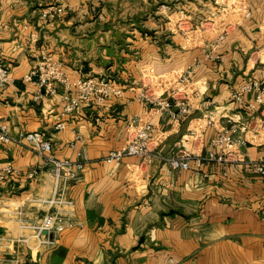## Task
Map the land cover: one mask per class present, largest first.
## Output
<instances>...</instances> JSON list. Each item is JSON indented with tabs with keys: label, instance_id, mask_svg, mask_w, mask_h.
I'll use <instances>...</instances> for the list:
<instances>
[{
	"label": "crops",
	"instance_id": "obj_1",
	"mask_svg": "<svg viewBox=\"0 0 264 264\" xmlns=\"http://www.w3.org/2000/svg\"><path fill=\"white\" fill-rule=\"evenodd\" d=\"M110 1L122 2L0 0V63L10 73L0 117L13 136L40 130L57 157L87 159L67 191L70 223L50 247L22 221L48 210L53 177L38 153L0 140V170L17 169L0 180V264H264V176L248 162L264 159V95L254 108L257 91L241 103L232 97L251 76L264 80L262 59L252 56L264 44V0H251L244 24L222 40L202 44H184L187 33L171 18L178 11L138 12L139 0L106 8ZM41 50L68 77H103L121 94L63 114L61 85L50 92L24 79ZM140 93L183 100L187 112L159 111ZM132 119L150 125L151 152L107 160L125 146ZM229 120L244 141L222 151L213 139ZM176 151L191 154L188 169L161 157Z\"/></svg>",
	"mask_w": 264,
	"mask_h": 264
},
{
	"label": "built area",
	"instance_id": "obj_2",
	"mask_svg": "<svg viewBox=\"0 0 264 264\" xmlns=\"http://www.w3.org/2000/svg\"><path fill=\"white\" fill-rule=\"evenodd\" d=\"M250 14L249 10L247 11ZM247 14V15H248ZM256 56L262 60H257L261 69L264 71V44L254 52L252 56ZM189 73V71H188ZM25 80L34 81L40 87L53 92L54 84L58 83L62 86L63 98V114H69L83 101L95 100L102 102L111 95H119L122 91V86L115 84L113 81L96 76H80L75 79L68 77L61 69V64L52 60L50 56L41 50L40 57L37 63L31 70L25 74ZM10 80V73L6 66L0 63V91ZM257 91L258 96L253 102L249 103L250 108H254L257 103L263 101L264 95V80L251 76L241 86L232 93V97L237 102L241 103L245 93ZM138 100L143 103L156 104L159 111L166 110L172 112L173 105L179 106L181 113L187 112V106L183 100L174 102V98L152 97L145 93L138 95ZM130 133L126 144L121 149L110 150L105 158L107 160H121L125 156L139 155L146 156L151 152V135L149 132L150 125H140L134 119L129 124ZM235 120H229L228 124L222 126L218 131L217 136L213 139L215 146L225 150L228 145L233 142L240 144L244 140L237 139L234 134L237 133L238 127ZM261 126L264 127V119L261 120ZM64 127L63 121H58L54 128L59 130ZM0 140L2 142L14 141L23 144L31 150L38 153L44 161V165L48 172L52 175L54 185L52 193L45 199L48 210L40 216L38 221L29 222L22 221V226L32 228L35 235L39 237L40 242L47 246H53L56 243L58 235L70 223L69 215L73 200L68 196L67 191L72 182L79 179L82 170L86 164V157L79 153L78 159L59 158L53 151L52 142L44 132L40 130H32L20 132L17 136L10 134L7 123L0 117ZM73 146V142L70 143ZM227 145V146H226ZM168 164L175 169H188L190 167L191 154L188 151H176L168 155H161ZM210 157H213L210 155ZM219 158H222L220 155ZM254 165L255 170L264 176V159L258 161H248ZM17 173V169L11 165L5 166L0 170V180L6 174ZM38 170L32 168L27 172L30 179L37 177ZM46 232V233H44Z\"/></svg>",
	"mask_w": 264,
	"mask_h": 264
},
{
	"label": "rangeland",
	"instance_id": "obj_3",
	"mask_svg": "<svg viewBox=\"0 0 264 264\" xmlns=\"http://www.w3.org/2000/svg\"><path fill=\"white\" fill-rule=\"evenodd\" d=\"M111 4L110 1L105 7L110 9L119 7L120 10L131 7L127 0H122L120 5H115L116 7ZM250 4L251 0H146V2L139 0L135 3V7L131 8H137L140 12L148 7L152 11L151 15H154L157 10L168 11V13L178 11L179 17L173 14L171 18L174 22L176 21L180 30H183V34L187 33V37L184 34L187 39L184 44H189L193 38L198 39L197 42L202 44L206 39L222 40L226 32H231L236 26L244 24L247 6L249 5L248 10L253 8ZM251 16L248 15V19ZM45 205L47 206V203Z\"/></svg>",
	"mask_w": 264,
	"mask_h": 264
},
{
	"label": "water",
	"instance_id": "obj_4",
	"mask_svg": "<svg viewBox=\"0 0 264 264\" xmlns=\"http://www.w3.org/2000/svg\"><path fill=\"white\" fill-rule=\"evenodd\" d=\"M44 233H46V232H44Z\"/></svg>",
	"mask_w": 264,
	"mask_h": 264
}]
</instances>
